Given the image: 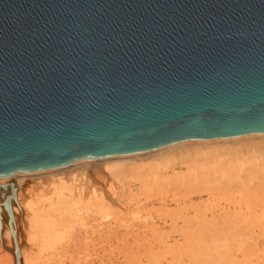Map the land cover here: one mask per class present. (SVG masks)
Returning <instances> with one entry per match:
<instances>
[{"label": "water", "instance_id": "obj_1", "mask_svg": "<svg viewBox=\"0 0 264 264\" xmlns=\"http://www.w3.org/2000/svg\"><path fill=\"white\" fill-rule=\"evenodd\" d=\"M262 132L264 0H0V177Z\"/></svg>", "mask_w": 264, "mask_h": 264}, {"label": "bare ground", "instance_id": "obj_2", "mask_svg": "<svg viewBox=\"0 0 264 264\" xmlns=\"http://www.w3.org/2000/svg\"><path fill=\"white\" fill-rule=\"evenodd\" d=\"M263 150L264 132L187 140L145 151L81 160L53 169L0 177V195L18 197V202L11 200V210L15 216L26 215L29 229L35 233L34 245L41 250L54 245L51 238H55L59 229L73 228L83 213L94 207H107V198L102 192L94 187L85 192L75 180L69 181L68 175L74 176L80 172L86 179L97 182L109 174L115 177L129 176L141 180L144 185L149 181V176L162 185L164 182L177 184L181 180L187 182L195 179L198 184L217 183L223 189H229L233 182L241 191L239 200L229 206L193 203L190 199L188 203H180L185 210H193H186L187 215H183L180 213L184 210L182 208L178 213L180 215L177 214L184 224L174 226L181 231L174 232L183 235V241L174 242L176 249L172 250V264H178L181 257H186L188 264H264V180L255 187L249 186L255 176L264 177V159L256 158L254 164L239 175L240 161L249 154ZM175 165L184 167L176 168ZM44 187L48 189L47 193ZM144 227L152 234H160V228L153 223ZM257 230L262 243L255 238ZM81 248L79 245V250ZM146 250L147 256L154 255L150 246ZM237 250L240 256L234 255ZM73 264L94 263H89L86 258L80 261L78 256Z\"/></svg>", "mask_w": 264, "mask_h": 264}, {"label": "rangeland", "instance_id": "obj_3", "mask_svg": "<svg viewBox=\"0 0 264 264\" xmlns=\"http://www.w3.org/2000/svg\"><path fill=\"white\" fill-rule=\"evenodd\" d=\"M256 158L264 159V150L249 154L240 161V176L254 164ZM175 166L184 167V165ZM70 176L73 175H68L67 179L75 180L74 182L80 184L83 191L88 192L90 187H94L102 192L107 198V207L102 209L94 207L83 213L81 220L75 223L73 228L59 229L55 238H51L54 245L39 250L34 245L35 233L29 229L26 215L20 214L18 217L11 210V200L18 202V197L0 195V264H16L15 251L19 253L20 264H73L78 256L80 261L86 258L89 263L94 264H172L171 257L176 249L174 242L183 241V235L180 236L179 233L181 231L177 229L179 232H174L177 231L174 226H181L182 223V218L179 216L178 219L177 214L185 207L180 203L184 201L188 203L190 199L193 203L208 202L209 205L218 207L229 206L239 200L238 194L241 191L233 182L229 189H223L217 183L198 184L195 179L187 182L181 180L179 184L164 182L165 185H162L159 181L155 182L154 177L149 176V181L144 185L141 180L129 176L115 177L109 174L100 179V182L86 179L80 172L75 173L73 177ZM262 180H264L263 176H255L249 186L255 187ZM44 190L45 193L48 192L45 187ZM34 192L29 193L28 196ZM6 204L9 205V211ZM189 209L186 208L190 212L193 210ZM184 210L180 213L187 215L188 211ZM173 217L175 220H172ZM152 223L160 228L159 235L152 234L144 227ZM257 234L258 230L255 231V238L262 243L261 237L259 238ZM79 245L82 247L80 250ZM58 246L62 247L58 248ZM149 246L154 253L152 256L154 259L147 256L149 254L146 249ZM239 253L240 251L237 250L234 255L240 256ZM181 258L179 261L182 262L181 264H188L186 257Z\"/></svg>", "mask_w": 264, "mask_h": 264}]
</instances>
